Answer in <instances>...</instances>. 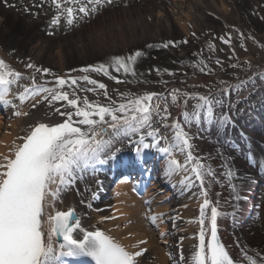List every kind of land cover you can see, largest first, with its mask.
<instances>
[{
  "label": "bare ground",
  "instance_id": "1",
  "mask_svg": "<svg viewBox=\"0 0 264 264\" xmlns=\"http://www.w3.org/2000/svg\"><path fill=\"white\" fill-rule=\"evenodd\" d=\"M231 5H234V0H136L132 2L122 0L119 6L108 10L112 12L116 9L120 17L112 21L108 18V23L90 32L86 40L81 36H78L77 40L66 36V38L50 40L46 36L38 35L35 31L36 26L32 23L26 24L27 26L23 24L24 21L22 22L19 16L20 11L16 12L19 13V15L16 14L19 17H13L12 13L6 9H0V41L11 47L21 46L34 63L38 64L45 59L61 74L71 67L90 65L93 61H106L111 56L125 54L127 57L131 50L144 52L141 59L143 64L150 66L158 64L165 68L169 66V61L181 63L192 59L193 47L191 45L184 47L182 43L178 44L179 41L181 42L184 36L192 32L202 43V34L215 25V17H225ZM243 5L245 6L244 3ZM38 11L40 13V9ZM107 13L103 12L102 16H108ZM30 26L34 28L33 31ZM228 29L233 31L232 24L228 26ZM262 33L264 34V28ZM164 44H168V47H164ZM150 45L153 50L147 52ZM172 45L175 46L174 49L181 50L178 55L171 53ZM263 73L264 65H257L247 74L236 78H227L219 72H213L206 78L186 76L178 82L169 79L156 81L153 79L150 83L142 81V83L134 84L123 82L106 85L113 99H119L117 91L114 90L137 95L146 92L163 94L170 104L169 110L172 116L168 123H171L173 119L182 121L181 112L185 110L191 112L193 105L200 102L196 98L199 95H206L211 99L214 95L225 93L233 85ZM79 83L84 87H91L84 81ZM54 84L45 85L51 87ZM173 89L189 94L190 98L187 100L186 107L182 100L180 107L171 105L170 93ZM80 94L82 96L86 94L90 100L98 99L102 103L107 102L103 96H97L94 93ZM213 101H220L221 104H213L214 116L211 122L204 119L205 111L201 109V122L197 124L193 121L190 126L185 124L184 127L194 146L193 154L201 157L205 165H210L216 174L209 196L212 206H217L218 211L222 213L217 220L218 235L228 246L234 259L240 254L237 244L246 245L250 254L253 250L264 254V195L261 194L264 187L259 192L264 182V166H262L264 163L259 162L258 165H254V162L247 159L245 155V153L259 154L264 159V150L255 143L256 140L264 147V100L259 102L257 109L246 110L241 115L242 118L235 116V127H239L242 131L238 129V132L235 130L230 132L231 136L235 135L234 137L225 136L233 125L231 123L225 125V122L222 123L219 119L229 114L227 97H218ZM32 105L25 112L28 113L27 115H23L25 109L17 111L21 115H15L9 107L0 103V116H3L5 120V133L0 136V160L5 155H12L15 146L23 142L22 138L37 123L55 124L65 119L55 114L46 102L42 101L35 108ZM55 106L59 107L60 104ZM223 129L226 131L222 132ZM160 132L165 137H170L172 134V130L165 126H160ZM133 146L135 144L127 141L117 145L121 149ZM149 151V148L142 149L139 158L134 154L129 164L132 170L138 172L137 178L144 177L145 182L147 178H150L148 182L150 189L146 191L144 202L147 204L151 202L153 190L161 191L165 188L168 190V196L164 199L162 207H158L155 203L149 204L152 212L161 210L166 212V220L162 225L166 228L163 240L157 239L145 221L140 218V214L145 210L144 202L140 201L142 196L139 197L133 191L131 183L125 181V179L133 178L135 174L124 177L112 187L110 194L107 192L119 158L114 161L109 160L104 165H98L99 171L95 174L91 170L85 173L84 180L77 181L72 189L65 192L62 195L63 202L56 203L55 208L66 211L69 207H73L80 215L83 227L87 230L104 231L130 252L146 250L141 257L137 258L138 264H193L192 256L196 251L194 246L199 244L198 219L200 204L203 203L201 189L198 182L190 186L181 184L183 173L174 174L171 177L165 175L168 159L165 155L160 166L157 167L153 163L150 165L151 153L146 157ZM175 156L183 163L184 154L176 152ZM229 168L235 174L231 179L226 175ZM107 169L111 172L106 173ZM97 180L100 181L99 184ZM93 194H95L94 199ZM109 196L110 202H106ZM53 211L51 207L46 208V212ZM206 211L210 214V208ZM156 216L160 217L158 214ZM106 217L111 219H105ZM190 221L195 222L190 223ZM205 223L207 224L208 221L206 220ZM207 238L206 236V240ZM141 241L144 243H140ZM181 256L184 257L183 260ZM84 260L87 264L92 262L90 258H84ZM72 264H81V261H72Z\"/></svg>",
  "mask_w": 264,
  "mask_h": 264
},
{
  "label": "snow or ice",
  "instance_id": "2",
  "mask_svg": "<svg viewBox=\"0 0 264 264\" xmlns=\"http://www.w3.org/2000/svg\"><path fill=\"white\" fill-rule=\"evenodd\" d=\"M51 3L57 9L51 23L59 25L63 17L65 23L72 26L78 19L100 13L115 0H51ZM229 42L230 38L224 40V43ZM163 46L168 47V44ZM140 55L137 51L126 58L113 57L112 65L118 72L123 69L126 74L135 76L132 65ZM27 67L35 68V65L28 64ZM36 71L49 73V69L36 68ZM80 71L109 75L105 64ZM21 77L20 72L0 59V103H12L8 99L11 86L18 84ZM109 78L117 84L124 82L116 77ZM31 80V87L25 86L19 94L20 102L39 96L41 99L36 100L33 108L42 101L46 102L55 114L65 119L55 124L37 123L22 138L23 142L15 146L12 155H5L0 160V264H72V261L87 264L84 258H90L94 264H138L137 258L146 250L130 252L104 231L83 227L81 217L73 207L66 211L55 208L56 203L63 202L65 192L77 181L84 180L85 173L91 170L95 174L99 171L98 165L116 160L121 152L117 145L125 141L136 145L134 151L138 158L142 149L157 148L168 158L165 175L171 177L183 173L181 184L190 186L198 182L203 203L200 204L199 244L194 246L193 264H264V254L254 250L250 254L246 245L237 244L240 254L234 259L228 246L221 241L217 220L222 213L217 206H212L209 196L216 174L201 157L193 154L194 146L184 127L193 121L201 122V109L205 111L204 119L211 122L213 104H221L220 101L214 102L206 95H199L196 98L200 102L193 105L191 112H181L182 121L173 119L168 123L172 114L169 101L163 94L146 92L137 95L114 90L119 99H113L106 84L87 75L67 79L56 77L51 87L37 84L34 76ZM80 80L91 87L82 86ZM82 92L103 96L107 102L90 100L86 94L82 96ZM170 96L171 105L176 107L181 106V100L186 107L190 98L188 93H181L179 89H173ZM57 104L60 106H55ZM219 119L223 123L228 117ZM160 126L170 128L171 136H163ZM146 138H151L152 143H146ZM161 140L165 143L163 147L159 146ZM176 152L184 154L183 163L176 159ZM226 175L231 179L235 174L229 168ZM49 207L54 211L46 212ZM209 208L210 214L206 211ZM159 218L151 216L149 219L156 224Z\"/></svg>",
  "mask_w": 264,
  "mask_h": 264
},
{
  "label": "rangeland",
  "instance_id": "3",
  "mask_svg": "<svg viewBox=\"0 0 264 264\" xmlns=\"http://www.w3.org/2000/svg\"><path fill=\"white\" fill-rule=\"evenodd\" d=\"M132 1L136 0H131V2ZM121 2L122 0H115L113 5L107 6L100 13L78 19L72 26H68L63 17L61 18V23L59 25H53L51 23L53 17L57 14V9L51 3V0H6V3L5 0H0V9H6L12 13L13 17L19 15V13L16 12L20 11L21 15L19 16L20 19H22L21 21H24L23 24L26 25L28 23H32L36 26L37 30L35 31L38 35L46 36L50 38V40H58L59 37L65 36L70 37V39L72 38L73 40H77L78 36H81L82 39L86 40V36L90 32L96 31L97 29L105 26L108 23V18L112 21L115 19L117 20L120 17V14L116 9H113L112 12H108V10L109 8H115L117 5L119 6ZM8 5L12 6L10 7ZM39 9L40 13L38 11ZM103 12H108L107 14L109 15L102 16ZM7 15L9 14L7 13ZM80 15L82 16V14ZM215 20V25L205 34H202V43L199 42V39L192 32H189L186 37L184 36L181 42L179 41L178 44L182 43L184 47L187 45H191L193 47L194 51L191 53L192 59L186 62L183 61L181 62L182 64L177 63L176 61H169V66L164 68L158 64L156 66L143 64L141 59H143L142 57L144 56V52H140L141 55L136 58L135 63L132 65L136 73L135 76L131 73L126 74L123 69L118 72L116 71L115 66L112 65L113 57H125V54L111 56L108 60L102 62L93 61L90 65L71 67L61 74L57 71V69H54L50 63L45 61V59L38 64L34 63L30 57L25 54L24 49H22L21 46L11 47L3 43V41H0V59L4 60L11 69L22 74L18 84L11 86V93L8 96V99L11 100L12 103L6 106L15 112L16 115L17 111H20V109H25V113L31 105L36 102V100L40 99L39 96L35 98L30 97L28 99L30 101L26 100L23 103H21L18 99L19 94L23 91L25 86L31 87V78L33 76L35 77L37 84L44 85L48 83H55L56 77H63L67 79L80 78L85 75L104 84H117L115 80L109 78L110 76L116 77L117 79L127 83L128 81H131V84L137 82L142 83V81L150 83L153 79H155V81L169 79L173 82H178L186 76L206 78L213 72H219L227 78H236L240 75L247 74L254 66L264 65V34L262 33V29L264 28V0H254L252 2H249L248 0H234V5H231L227 9L226 16H223V18L215 17ZM230 24L233 26L232 32L228 29ZM30 28L33 31L34 28H32V26H30ZM229 38L230 42L224 43V40H229ZM184 41L187 42L185 43ZM170 48L172 49L170 50L171 53L175 55L179 54L180 49H174L175 46L173 45ZM151 50L153 49L150 47L146 51L151 52ZM137 51L138 50L129 51L128 56L134 55ZM28 64L35 65V68H28ZM100 64L108 66V76L98 72L89 71L85 73L80 71L83 68L98 66ZM36 68L49 69V73L43 74L42 72H37ZM223 96H226L228 99L227 104L229 109V114L225 115L228 117L225 125L231 123L235 126V116L239 117V119L242 118L241 115L246 112V110L250 111L251 109H257L259 102L264 100V73L260 76L241 81L240 83L227 89L225 93L214 95L211 99L214 100ZM4 121V117L0 116V136L5 133ZM232 128L233 127L228 129L225 136L234 137L230 134ZM223 130L226 131L225 129ZM227 141L228 139L226 140V143ZM145 142L151 144L152 140L151 138H146ZM255 143L259 146V148H263L259 145L261 144L260 142L255 140ZM159 146H165L163 140H161ZM133 148L134 147H132L131 150ZM152 149L154 153H160L157 148L152 147ZM129 150L130 148H123L120 153H125ZM161 155L164 154L161 153ZM245 155L249 160H254L257 165L259 162H262L261 164L264 163V159L259 154L253 155V153H245ZM158 158L160 159V157ZM246 158H244V160ZM263 187L264 182L260 186L259 192L262 191ZM167 191L168 190L166 188L161 189V191L158 189L153 190L154 194L151 196L152 200L150 203H155L158 207H162L164 199L168 196ZM109 192L110 190H108V193ZM150 192L153 193L152 191ZM261 194L264 195V191ZM110 198V196L107 197L106 202H110ZM143 200H145V198L140 199L141 202ZM144 205L147 206L148 211H146L147 209L144 210V213L140 214V218L145 221L147 227L152 231L157 239L159 238V240H163L166 228H163L162 225L166 220V212L162 210L152 212V210L149 211V204L147 205V203H145ZM108 213L109 212H107V214ZM156 214L160 216V219L157 220L156 224H153L149 218L151 216H156ZM160 235L161 237H159Z\"/></svg>",
  "mask_w": 264,
  "mask_h": 264
}]
</instances>
